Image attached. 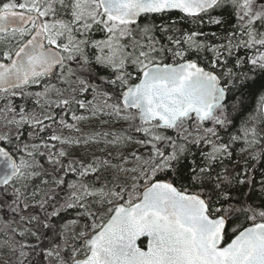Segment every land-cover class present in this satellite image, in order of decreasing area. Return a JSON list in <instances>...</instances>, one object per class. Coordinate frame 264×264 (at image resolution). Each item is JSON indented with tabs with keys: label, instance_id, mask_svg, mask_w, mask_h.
Here are the masks:
<instances>
[{
	"label": "snow or ice",
	"instance_id": "1",
	"mask_svg": "<svg viewBox=\"0 0 264 264\" xmlns=\"http://www.w3.org/2000/svg\"><path fill=\"white\" fill-rule=\"evenodd\" d=\"M0 264H264V0H0Z\"/></svg>",
	"mask_w": 264,
	"mask_h": 264
}]
</instances>
